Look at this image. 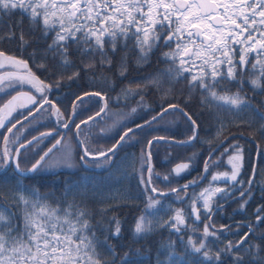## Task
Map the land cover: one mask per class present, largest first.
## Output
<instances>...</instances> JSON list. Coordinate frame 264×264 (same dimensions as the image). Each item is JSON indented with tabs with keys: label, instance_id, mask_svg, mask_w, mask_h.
Masks as SVG:
<instances>
[{
	"label": "snow or ice",
	"instance_id": "6c2138e0",
	"mask_svg": "<svg viewBox=\"0 0 264 264\" xmlns=\"http://www.w3.org/2000/svg\"><path fill=\"white\" fill-rule=\"evenodd\" d=\"M153 57L165 67L140 75ZM126 80L136 88H122L124 100L140 99L114 113ZM181 82L187 97L175 91ZM194 91L200 106L214 101L246 130L259 125L264 140V0H0V264H264V184L247 214L258 165L249 156L245 168L239 143L202 139L209 119L193 110ZM155 92L164 95L153 107L144 97ZM169 114L183 129L157 127ZM162 144L208 147L160 176L152 160ZM137 146L139 157L128 151ZM192 171L198 178L181 185Z\"/></svg>",
	"mask_w": 264,
	"mask_h": 264
},
{
	"label": "trees",
	"instance_id": "16d2710c",
	"mask_svg": "<svg viewBox=\"0 0 264 264\" xmlns=\"http://www.w3.org/2000/svg\"><path fill=\"white\" fill-rule=\"evenodd\" d=\"M2 47L5 48H15L14 44H6V45H2ZM165 51H167V49H165ZM135 62H136V58L135 56L131 57V64L133 67H135ZM165 67V65H157L155 63V57H153V68L152 69H148L147 72H142L140 73V75H147L151 72L154 71V69L156 68H163ZM33 71H35V68H33ZM103 75L107 76L108 79L111 81L113 79L112 73H104ZM136 73H133V76H135ZM169 87L168 84H165V88ZM122 88H132L135 89L136 88V84H129V81H124L122 84H119L116 87V91L112 93L113 97H115L117 94H121V103L119 105V107H113V112H117V111H123V112H129L131 107H135L136 103L135 100H139L140 97H136L135 100L129 98L127 101L124 100V97L121 93V89ZM174 88L177 94H179L181 92V90H183V93L185 95V97H187L188 95V89L185 85V83L181 82L178 84H174ZM221 88H231L232 92L236 91V88L232 87L231 85L228 84H222ZM245 92L247 94V96L251 97L253 95V93L251 91H249L248 89H245ZM164 95L163 92H155V94H149L146 95L144 97V100L147 104L155 107L156 105L152 104L153 100H159L160 97ZM193 95H195L196 100L194 101V103L197 105L196 108H194V111L197 112H203L205 118L209 119V124L205 125V129L209 132V135L207 137H202V139H207L209 142L211 143H215L218 140H225L227 139L228 141H230L231 143H239L241 148L244 150V164H245V168L247 169V162L249 159V156L253 162V164H257L258 165V176H257V185H256V191H255V195H256V200L252 202V206L248 209V215H250L252 212L255 211V208L259 206L260 203V185L264 184V164H259V160H260V156L259 153L260 151H264V140L259 139V125H257V127L255 128H251V129H247L246 130V125L243 124V122L240 120L239 116H237L235 113L230 112L227 110V108H217L215 106V102H211L209 103L207 100H205V106H200V100L204 99L203 97L200 96L199 91H194ZM127 103L129 105V107L125 108L124 104ZM254 103V101H253ZM209 113H212L214 115L219 116L220 120L223 122L224 127L217 132V128L220 127L219 123L212 117H209ZM243 113L240 114V116H242ZM171 117L169 119V117ZM134 118V117H131ZM110 119H106V120H102L100 122V124L95 127L93 129V135L95 136L97 133H101L103 131V129L105 128V126L111 121H109ZM142 122V121H140ZM174 122V123H173ZM166 125H170L173 128H169L171 131H177V125L179 126L180 129H183L184 124H183V120L174 115V114H169L167 116L164 117L163 120L160 121V124L157 125V127L160 128H166ZM114 132L111 133V135H113ZM154 135L160 134L163 135L164 133H153ZM107 135V133H106ZM110 136V135H108ZM232 136H236L237 140H231ZM110 143L109 140L107 139H100L99 140V144L100 146H105L106 144ZM208 144H204L203 146H196L194 148H185V149H170L168 145H158L155 149L154 152L156 153V155H154L152 163L154 165V169L155 172L157 174H159L160 176H163L164 174L168 173L170 171V167L179 162V161H187L186 159H183L184 157H189L192 156L194 153H199L201 151H203L204 148H207ZM128 151L132 152L135 154V156L139 157L140 155V146H137L134 149H129ZM175 153H179L181 158L180 159H173L171 162H166L167 158L170 154H175ZM124 153H121V156H123ZM225 165L227 163V160L225 158L224 161ZM137 169L139 168V163H137L136 165ZM199 167L202 169L203 165L202 163L199 164ZM227 168L225 166H221L218 169H214L213 171L216 172H223L226 171ZM129 179L131 181L132 185H135L136 180L132 178V170L129 169ZM68 174V170L65 169V176H67ZM117 175H119V173H117ZM145 175H147V173H145ZM251 175V171L248 170L246 172V175L244 178H247L248 176ZM65 176H61L59 177L56 181H46L47 183H56L57 185H59V181L64 179ZM198 178V173L196 171H192L191 175L187 176L186 180H181L179 181V183L182 185L183 183H186L189 180H193V179H197ZM129 180H125L123 182V186L120 184H113L112 188H111V192L108 193L106 192L105 195H109L111 194L112 196H117L119 194H121L124 190V188H126L128 186ZM158 187L164 188L163 184H159ZM196 191H199L200 189L197 188L195 189ZM42 192L45 191L44 189L41 190ZM189 191H192V189H190ZM69 202H73V198L71 196H69L68 198ZM78 203V201H76ZM8 205L10 206L11 204L14 203V201H12L10 198L8 200ZM48 203H53L51 200L48 201ZM115 203L117 204H123L125 203V201L119 200L117 199L115 201ZM126 203L131 204V201H127ZM137 203H139L137 201ZM167 203H165V206L167 207ZM53 206H55V204L53 203ZM181 205L175 204L173 203V207H180ZM101 207H104L102 205L99 204H89L88 206V210L93 212L94 214L96 212L99 211V209ZM237 207V205L233 204L232 205V209H235ZM232 209H229V214H231ZM123 215L127 216L129 213V209L128 208H123L122 209ZM116 215H120V212L114 213ZM161 215H163V213H161ZM96 219H99V216H96ZM237 220H240L241 217L237 216L236 217ZM221 221L219 219H217V223H216V227L219 228ZM227 223L231 224L232 221L228 220ZM201 231H202V225L200 226ZM261 231H264V228L260 229ZM229 239H235V237L229 236Z\"/></svg>",
	"mask_w": 264,
	"mask_h": 264
},
{
	"label": "rangeland",
	"instance_id": "374dc122",
	"mask_svg": "<svg viewBox=\"0 0 264 264\" xmlns=\"http://www.w3.org/2000/svg\"><path fill=\"white\" fill-rule=\"evenodd\" d=\"M115 113V112H114ZM169 117V116H168ZM171 117H169V119H170ZM112 119H115V117H113ZM112 119H110V121H112ZM166 128H173L172 126H170V125H166L165 126Z\"/></svg>",
	"mask_w": 264,
	"mask_h": 264
},
{
	"label": "flooded vegetation",
	"instance_id": "af4514ba",
	"mask_svg": "<svg viewBox=\"0 0 264 264\" xmlns=\"http://www.w3.org/2000/svg\"><path fill=\"white\" fill-rule=\"evenodd\" d=\"M22 90H26V88L25 89H22ZM13 94H15V93H13ZM110 121V120H109ZM111 123H112V121H111ZM108 124H110V122L108 123ZM107 124V125H108ZM107 135H111V133H107Z\"/></svg>",
	"mask_w": 264,
	"mask_h": 264
},
{
	"label": "water",
	"instance_id": "95a60500",
	"mask_svg": "<svg viewBox=\"0 0 264 264\" xmlns=\"http://www.w3.org/2000/svg\"><path fill=\"white\" fill-rule=\"evenodd\" d=\"M179 163H183V162H179ZM177 164V163H176ZM175 167V165H173L171 168Z\"/></svg>",
	"mask_w": 264,
	"mask_h": 264
}]
</instances>
